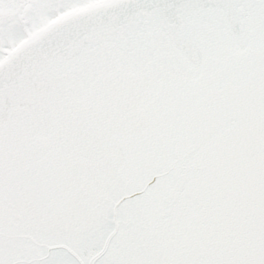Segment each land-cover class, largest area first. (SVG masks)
<instances>
[{
    "label": "snow or ice",
    "instance_id": "snow-or-ice-1",
    "mask_svg": "<svg viewBox=\"0 0 264 264\" xmlns=\"http://www.w3.org/2000/svg\"><path fill=\"white\" fill-rule=\"evenodd\" d=\"M0 264H264V0H0Z\"/></svg>",
    "mask_w": 264,
    "mask_h": 264
}]
</instances>
